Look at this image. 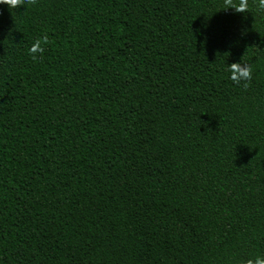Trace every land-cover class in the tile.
Returning a JSON list of instances; mask_svg holds the SVG:
<instances>
[{"label":"trees","instance_id":"obj_1","mask_svg":"<svg viewBox=\"0 0 264 264\" xmlns=\"http://www.w3.org/2000/svg\"><path fill=\"white\" fill-rule=\"evenodd\" d=\"M228 6L0 4V264L264 256V11Z\"/></svg>","mask_w":264,"mask_h":264},{"label":"clouds","instance_id":"obj_2","mask_svg":"<svg viewBox=\"0 0 264 264\" xmlns=\"http://www.w3.org/2000/svg\"><path fill=\"white\" fill-rule=\"evenodd\" d=\"M0 4L5 5L7 9H16L17 6L22 5V0H0ZM256 5L259 10L264 11V0H256ZM237 12H248V0H239V3H235L234 0H229V6ZM227 7V8H228ZM48 43L46 37L35 39L28 47V53L33 59L37 58V54L43 53V44ZM228 79L235 84L248 83L251 81L253 72L250 65L240 60L238 62L226 63ZM244 264H264V256H256L252 259H248Z\"/></svg>","mask_w":264,"mask_h":264}]
</instances>
